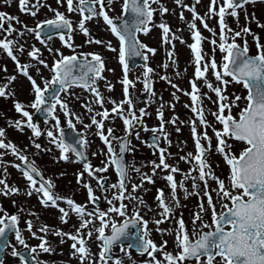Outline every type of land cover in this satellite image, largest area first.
<instances>
[{
    "label": "snow or ice",
    "instance_id": "1",
    "mask_svg": "<svg viewBox=\"0 0 264 264\" xmlns=\"http://www.w3.org/2000/svg\"><path fill=\"white\" fill-rule=\"evenodd\" d=\"M9 0H4L8 3ZM249 0H209L208 12L213 15H218L219 33L218 40L215 29L209 27L205 22V18L201 16L195 9L194 5L182 4V0H175L177 5L182 8H190L192 12V20L189 27L193 42L189 44V48L193 54V60L189 61L194 65L193 76L190 78L191 91L182 90L188 95L192 101L188 107L194 113V119L188 121L191 124V135L195 143V155L189 152L182 159L193 165L188 169L191 173L193 169L198 171L199 180L203 182L202 189L203 199L197 204V210L190 215V224H186L181 214L176 219L175 233L173 240V250H169L167 240H162L160 243L155 242L149 235V220L144 219L140 214V209L133 205L131 216L128 214V205L124 202L128 199L137 200L140 204H144L142 198L134 195L135 191L141 187L140 184L132 183L131 190H128V170L129 166L124 162L123 156L114 152L112 141L109 138L112 133V128L104 131V120L109 118V113H114L120 116L123 120L124 128L127 131L137 122L138 117L133 111V101L130 97L129 86L133 85V81L128 77L129 58L134 56H142L145 61L148 60V53H155L156 49L150 47L139 38V33L147 34L155 25L153 20L154 12L157 10L163 14L168 9L160 3V0H155L159 5L158 9L151 5L153 0H121L120 14L117 17L109 15V10L113 5V0H56L58 6H64L68 13H78L79 20L76 22V28L86 36L89 34L88 27L85 26L86 20L94 17L102 18L106 23L111 33L118 39V59L123 66V100L117 102L111 100L113 107H104L105 97L99 91L96 84L97 78L102 76L104 61L100 53L92 52H76V45L72 42L73 22L72 18L61 11L59 7L52 8L50 11L54 14L47 18L38 20L34 27H29L26 23L19 20V17L12 15L6 11L0 10V31L5 35L0 38V50H2L12 61L15 62V67L19 73L27 78L30 83V90L33 95L29 104L19 99H13L12 103L15 111L20 115L15 120L9 119L8 123L16 129L23 130L22 126L26 125L32 131L33 136L41 135V129L37 122H34L33 113L27 109L31 107L34 110L45 113L43 119L47 124L49 118L54 121L52 128L46 129V135L50 138V142L59 149V156L56 159L68 160L66 153L71 150L75 154L77 160L83 164L84 172L89 176L97 179L98 187L101 190L115 189L110 196L104 197L108 202L106 209L100 208L96 201V196L90 183L83 181L84 172L77 171L75 176L78 183H82L87 190V199L83 203H77L71 196H61L53 192L54 180L51 177L45 178L35 164V161L29 160L27 154L20 149L15 143L6 138L4 127H0V148L10 151L19 161L23 162V167L20 163L11 162L17 169L21 170L22 176L26 179L28 185V195L35 191L40 198V202L44 206L49 204L57 207L61 213L59 219L61 222H67L69 212L74 213L79 220V226L75 227L74 232H64L60 228H54L51 231L54 235L61 238L68 237L71 239L72 256H78V264H107L113 247L120 244L121 250L127 255V249L121 243L126 237H134L135 239L128 247H134L137 252L145 253L149 259L144 260L141 264H264V43H261L259 33L253 32L252 29L245 24L240 30L234 31L224 20L228 10L233 17L238 18V9L243 7ZM20 11L31 16H36L41 4L44 0H17ZM180 18L184 19L183 11L180 12ZM246 20L249 19L245 13ZM199 19L204 28L212 33L213 38L210 43L214 46L212 56L205 59L201 41L205 39L197 29L195 20ZM251 19H255L252 16ZM13 21L23 24V27L16 28ZM5 22L7 26L5 27ZM259 27H264V24L257 22ZM43 26V27H42ZM158 27L162 30L161 42L171 43L175 39L169 24L161 18ZM16 32L17 37H22L28 32L34 33L35 37L41 40L42 43H47L51 36H58L61 42L72 51L69 54H64L59 48H48L49 52H54L57 55L53 56L51 64L47 60L41 58V50L35 45H32L26 55L35 60L36 64H32L31 60L22 63L17 56V51H24V44H19L17 39L11 37V33ZM42 33L46 35H42ZM251 34L252 40L255 43L256 51L250 53L247 36ZM237 37H243L241 42H237ZM183 42V38L180 37ZM96 43L105 44V46L113 51L116 48L111 41L96 40ZM90 42V41H86ZM19 47L17 48V45ZM219 48L221 52L220 60L215 58V50ZM169 57L174 60L173 48L167 49ZM90 57V59H89ZM47 68L50 75L45 77L41 74V67ZM6 69V66H4ZM35 69L33 75L29 68ZM144 67V88L149 89V74L153 69L145 63ZM164 67H168L165 63ZM111 70V69H109ZM208 73L215 78L216 83L213 84L209 79ZM36 76H39L40 82H37ZM167 79V77H162ZM16 79L15 75L8 76L3 82H0V96L8 98L15 97V92L9 87V84ZM139 79V77H137ZM203 80L204 86L215 93L217 99L212 101L215 104L216 110L212 113L215 122H219L221 127L217 128L209 125L204 114L203 98L208 97L207 92H202L196 81ZM171 83V81H169ZM236 83L244 90V94L234 93L231 96L226 92L228 85ZM41 84L43 86H41ZM81 86L94 94L93 103L100 105L99 112L94 111L91 104H85L89 113H91L90 121L95 125L96 134L100 137L103 143L107 146V161L103 167L93 168L90 162L85 158L84 148L87 145V140L84 135H79L78 144H71L65 139V132L60 125V116L57 115V108L62 111L67 126L74 128L72 117L76 121L83 123L80 115L72 111L66 100V96L74 95L71 88ZM174 87H178L173 85ZM106 88L112 89L111 83H106ZM64 93V96L61 95ZM211 99L210 97H208ZM243 101V106H241ZM128 107H123L124 103ZM236 106L239 110L235 114L232 109ZM127 111L128 115H125ZM141 115L145 114V108L139 109ZM97 116L100 118L97 119ZM158 117H162L160 111L157 112ZM27 118V119H24ZM204 126L203 130L198 131V123ZM142 123V121H140ZM172 123H176L173 119ZM184 123V121H181ZM89 125L85 124L87 128ZM212 127V132L215 136V150L219 153L225 163L228 165L227 183L225 179L214 174L211 164L208 163V149L213 147L212 137L208 135L207 127ZM160 128H163L161 123ZM59 132L57 136L54 134ZM84 129H80L83 133ZM152 131H157L156 127ZM179 131V128H177ZM165 137L167 136L164 133ZM120 144L121 153L126 148L127 141L116 138ZM207 141V148L201 141ZM232 141L239 142L242 146L237 150L234 149ZM156 142L154 138L153 143ZM34 147L41 148L39 143L32 141ZM27 145H25V148ZM131 151V148L127 149ZM5 155L0 152V157ZM96 155V153H92ZM5 163H10L5 161ZM153 164L156 162L153 161ZM109 165L115 166L117 181L111 185H104L101 181L104 177H96L97 171H105ZM162 166L169 171L166 174V180L170 188L171 200L174 204L171 206L166 202L163 189H157L156 199L162 212L159 213L160 219H153L152 223L159 225L161 220L168 219L169 214L173 209L180 205L177 195V188L184 189V195H189L185 188V177H181L179 185L174 178L173 173L179 172L180 169L176 165H170L165 161L164 149H160L159 164L156 167ZM138 171V169H136ZM6 172V169L4 170ZM153 172L156 171L154 167ZM62 175V173H61ZM39 177V179H37ZM208 178H211L216 183L214 189L216 193L215 200L210 194L208 188ZM152 181L149 175H143L142 181ZM193 177L192 189L196 190L199 185ZM0 193L8 195L9 193H17L20 189L15 185H9L7 181L0 176ZM200 195V192H196ZM57 201H65L68 208L61 207ZM91 204L89 209L86 205ZM219 204V210H217ZM150 210V209H149ZM0 252L10 248L12 257H17L19 264H47L37 258L35 253L37 250L51 252L52 248L46 243V235L38 237L39 244L28 245L22 230L18 227L19 214H9L6 210L0 209ZM207 214L208 219H205ZM114 217H120L118 220ZM139 222V223H138ZM130 226H135L136 231H132ZM26 228L31 236L36 237L37 231L33 230L31 220L26 221ZM49 226L44 224L39 231L47 233ZM158 231H165L158 229ZM167 231H172L168 229ZM14 233L15 240L26 249L21 251L11 244L8 239V234ZM94 239L99 242L97 253H93L90 248L93 234ZM63 242V239H61ZM159 253V257H157ZM0 264H4V260L0 258ZM111 264H124L123 260L116 256L112 258ZM133 264L135 262L133 261Z\"/></svg>",
    "mask_w": 264,
    "mask_h": 264
},
{
    "label": "rangeland",
    "instance_id": "2",
    "mask_svg": "<svg viewBox=\"0 0 264 264\" xmlns=\"http://www.w3.org/2000/svg\"><path fill=\"white\" fill-rule=\"evenodd\" d=\"M219 2L222 3L223 0H219ZM31 3L34 4L35 0H31ZM120 3L121 0H113V5L109 10L110 16H119L121 11ZM160 3H162L168 9V11L163 14H161L158 10L154 12L153 20L155 21V25L149 30L147 34H138L141 41L156 49L155 53H148V60L145 62L153 69L148 77L149 82L151 83L150 90L144 88L145 78L143 76V65L145 63L134 68L129 67L128 70V77L133 81V85L129 86L130 97L133 101V111L138 117L136 125L133 128L130 144L131 151L128 155V190H131L132 183L140 184L141 187L135 191L134 195L142 198L144 204H140L137 200L133 199H128L124 202L129 204V209H127L129 216H131L133 205H135L140 209V214L144 217V219L149 220L150 224L148 225V228L151 239L157 243H160L162 240H167L168 243H171L173 242L172 238L174 237L176 222L170 228L164 227L165 225L161 224V222L159 225H154L152 223L153 219H160L159 213L162 212V209L159 207V203L156 199L157 189H163L166 202H168L170 206L174 204V201H172L170 195H168L170 193V188L168 186V181L166 180V174L169 170L164 169L162 166L156 167V165L159 164L160 149H164L165 161L170 165H176L180 169L179 172L173 173L175 175L176 181L179 182L181 177H187L189 180L187 186V188H189V195L185 197L184 189L178 187L177 195L179 197L180 205L173 209L180 213H178V216L181 214L183 215V219L185 220L186 224H188L189 228H191L190 215L197 210V204L201 201V199L204 198L202 192L204 184L199 180L198 171L193 169L191 173L188 172V169L192 168L193 165L182 159V157L186 156L189 152L195 155V143L191 135V124L188 123V121L195 118L191 108L188 107L192 101L190 97L186 95L184 91H182H191L190 78L193 76L194 72V65L189 63V61L193 60V54L188 46L193 42L188 23L190 20H192V12L190 8H182L181 5H177L175 0H160ZM182 4H188L190 6L194 5L196 11L205 18V22L209 25V27L215 29L217 34L215 38L218 40V33L220 30L218 23L219 17L218 15H213L208 12L209 0H182ZM45 5H50L52 8L59 7L61 11H64L66 15L72 18V42L77 46L75 48L76 52L87 53L95 51L101 54L104 61V68L102 70V76L97 78L96 84L99 88V91L105 97L104 107H113L111 100L108 99L109 97H111L112 100H116L117 102L122 101L123 66L120 64L118 59L119 41L111 33L110 29L102 18L94 17L90 20H86L85 26L89 29V34L86 36L75 26L76 22L79 20V14L75 12L68 13L64 6L57 5L56 0H44V3L41 4L36 16H31L20 11L17 0H9L8 3H4V0H0V10L18 16L19 20L26 23L29 27H34L38 20L47 19L54 14L52 11H50L49 7ZM151 6L156 9L159 7V5L155 3V0H153ZM181 11L184 13L183 20L179 15ZM237 11L239 14L238 18L233 17L230 14V10H228V14H226L224 17L225 23L234 31L240 30L245 24H247L253 32L259 33L261 43H264V27H259L257 23L259 21L261 24H264V0H249L248 3L239 8ZM245 13H247L249 17L247 20L245 18ZM252 16H255V19H251ZM161 18L169 24L172 34H174L176 37L171 43L161 42L162 30L158 27ZM195 23L197 29L200 31L202 36L205 37V39L201 41V46L203 52L206 54L205 59H208L213 54L212 49L214 46L210 43L213 35L208 31V29L204 28L199 19H196ZM13 24L16 28L23 27V24L17 23L16 21H13ZM6 26L7 22H5V27ZM4 35L5 34L0 31V38H3ZM11 37L17 39L19 44H24L25 46L23 52L17 51L16 53L22 63L31 60V58H29L26 53L32 45H35L41 50V58L47 60L49 64H51L53 56L57 55L54 52H49V47L53 49L59 48L64 54H69L72 51V49H69L61 42L58 36H51L47 40L46 44L37 39L32 32H28L22 37H17L16 32H13L11 33ZM92 37H95L96 40L105 42L111 41L112 45L116 48V51L107 48L105 44L94 42ZM180 37L183 38V42L181 41ZM242 38L243 37H237V42H241ZM247 40L250 53H254L256 49L251 34L247 36ZM19 44L17 45V48L19 47ZM169 48H173L174 50V60L169 57L167 51ZM220 56L221 52L217 47L215 50V58L217 61L220 60ZM31 63L36 64V61L31 60ZM165 63H167L168 67H164ZM4 66H6V69ZM39 67H41V74H43L45 77L50 75L47 68H44L43 66ZM29 71L33 75H36L34 68L30 67ZM0 72L2 76L0 82H3L8 76L11 75H15L16 77V79L9 84V87L15 92V97L5 98L0 96V127L5 128L6 138L15 143L20 149H25L27 156L40 159L41 163L48 166V168H51L52 165H54L56 176H58L55 180V189L65 193L67 196H76L79 199L78 202L83 203L87 199V190L83 187L82 183L77 182L75 176L77 171L84 172L83 166L77 165V159L74 153L71 151L66 153V155L69 157L68 160L56 159V157L59 156V149L56 147V145L50 142V138L46 135L45 131L48 128H52L54 121L49 118V121L46 124L44 119H39L38 126L41 129V135L38 137L33 136L31 129L26 125L22 126L23 130L21 131L8 123L9 119L15 120L21 115L15 111L12 103L13 99H19L24 101L25 104H29L33 98V95L31 93L30 83L27 78L18 72L15 67V62L12 61L11 58L8 57L2 50H0ZM165 76L167 79L162 78ZM208 76L209 79L212 80L213 84H215V78L211 76L210 73H208ZM137 77H139V79H137ZM36 78L37 82L39 83V76H36ZM169 81H171V83H169ZM106 83H111L113 85L112 89L106 88ZM196 83L198 86H200L201 91L207 92L208 97L211 98H203L204 114L209 121V125L214 124V126L217 128L221 127L219 122H215L214 116L212 115L217 107L212 103V101L217 99L215 93L204 86L203 80L198 79ZM173 85L178 87H174ZM41 86L43 85L41 84ZM71 92L74 93V95H68L65 98L70 109L80 115L83 120V123H81L76 121L75 117H72L73 122L76 124L79 131L80 129H84L83 133H80L85 136V139L88 142L86 148L89 152V159L91 161L90 164L93 166V168H95L99 162V166L103 167L104 163L107 161V156L105 155L107 153V146L96 134L95 125L90 121L91 113H89L84 105L91 104L92 108L96 112H99L101 107L100 105L93 103L94 94L87 89H84L81 86H74L71 88ZM226 92L229 96L234 93H240L241 95L244 94V90L239 84L236 83L228 85ZM61 95L64 96V93H61ZM240 103L241 106H243V101ZM123 107L127 109L128 105L126 102L123 104ZM141 107L145 108L144 115H141L139 112ZM27 110L31 113L34 112V109L31 107H29ZM238 110L239 109L236 106H233L232 111L234 114L238 112ZM158 111L162 113V117L157 116ZM57 115L60 116V125L66 126V119L59 108H57ZM125 115H128L127 111H125ZM99 118L100 117L97 116V119ZM173 119L176 120L175 124L172 123ZM196 119L198 123V118ZM140 121H142V123H140ZM181 121H184V123H181ZM161 123H163L162 129L160 128ZM85 124H88L89 126L85 128ZM109 127L112 128V133L109 138L114 145V152L118 153L119 146L118 140L116 138H120L126 133L122 118L110 112L109 118H105L104 120L105 133H107V129ZM153 127H156V132H158L161 137L162 145L158 149L149 144L144 138V135H148L153 132ZM177 128H179V131H177ZM203 128L204 126H201L198 123V131L203 130ZM206 130L208 135L212 137L213 144V147L208 149V163L211 164L214 174L222 179H225L227 183V174L229 170L228 165L225 163L223 157L215 150V136L212 132V127L209 126ZM164 133L167 134L166 137ZM54 134L58 136L60 133L55 132L54 130ZM33 140L41 145L40 149L34 147L32 143ZM201 143L207 148V141L202 140ZM232 143L234 144V151L242 146L236 141H232ZM25 145H27L26 148ZM0 149L1 152L5 153L3 156L5 157V161L10 162L6 163L8 175L18 176L17 183L12 182L8 184L10 186L15 185L20 190H28L27 181L22 176L21 171H17L14 164L11 163L13 161L17 162L18 158L15 157L10 151L3 148ZM94 152L96 155H92ZM145 154L147 158L145 157ZM153 161L156 163L153 164ZM154 167L156 168L155 172L152 171ZM136 169H138V171ZM95 175L97 177H102L105 175L110 176L111 184H114L118 179L114 165H109L105 171L96 172ZM143 175L151 176L152 181H142ZM193 177L196 178L195 182L200 184L202 189H192L191 186L193 183ZM83 181L90 183L96 196L100 198L110 196L111 192L115 190L109 188L105 191H101L100 187H98L97 179L93 176H89L87 172H84ZM0 187H3V185H0ZM208 188L211 190L210 194L215 200L216 193L214 189L216 188V183L211 178H208ZM197 191L200 192V195L196 194ZM10 194L11 193H9V195ZM86 207L91 209L92 205L88 204ZM217 210H219V204H217ZM71 217L72 222H70V224L72 223V227L79 225L78 217L74 213H72ZM114 218L118 220L121 219L120 217ZM205 219H208L207 214H205ZM158 229H164L165 231H158ZM168 229H172V231H167ZM93 236H95V233ZM91 239L93 240L94 237ZM92 249H94V246ZM168 249L172 250V247H168ZM67 250H70L68 246ZM114 250L120 255V258L123 260L124 264H133V261L135 264H141V262L144 261L142 256H138L139 258H136L131 257L134 255H126L119 246L114 247ZM58 264L66 263L63 262Z\"/></svg>",
    "mask_w": 264,
    "mask_h": 264
},
{
    "label": "flooded vegetation",
    "instance_id": "3",
    "mask_svg": "<svg viewBox=\"0 0 264 264\" xmlns=\"http://www.w3.org/2000/svg\"><path fill=\"white\" fill-rule=\"evenodd\" d=\"M3 157H0V163L2 165L3 163ZM35 161V164L38 168H40L43 176L45 178L51 177L54 179V176L51 174L52 168H48V166L43 165L42 167ZM4 164V163H3ZM3 166V165H2ZM5 168L3 167V174L2 177L6 180L7 179V169L6 172L4 171ZM17 178V176H15ZM39 179V178H37ZM185 184V181H184ZM55 186H53V192L56 194H59L61 196H67L65 193L61 191H57L54 189ZM28 190H20L17 193H11V196H4L0 200V209L6 210L9 214L11 213H18L19 214V221H18V227L22 230L23 235L25 237V240L28 245H37L39 244L38 237L40 235H46V243L49 244V246L52 248L51 252H45L41 250H37L35 255H37V258L47 262V264H58L67 262L69 264H74V262L78 261V256H72L71 252L73 249L71 248L72 241L68 237L61 238L58 235H54L51 231L54 228H60L64 232H71L70 227L73 228L72 232L75 231V227H72V212H69V216L67 219V222H61L59 217L61 215L59 209L57 207H54L52 205L44 206L40 202L39 195L33 191L31 195L27 194ZM72 199H74L77 203L78 198L76 196H73ZM58 204H60L61 207L68 208V205L65 201H57ZM102 208V207H100ZM104 209V208H102ZM106 209V208H105ZM0 214H2V211H0ZM75 217V216H74ZM31 220L33 224V230L37 231V236L33 237L31 236L30 232L26 228V221ZM47 224L49 226V231L45 234L39 231V229L44 225ZM94 237V236H93ZM9 241H11V244L15 245L17 249L21 251H26V249L22 248L21 245L15 240V234L10 233L8 236ZM61 239H63V242H61ZM90 248L93 253H97L99 251L98 244L99 242L95 239H91ZM67 246L70 250H67ZM94 246V249L92 247ZM112 254L114 258V247L112 249ZM145 256H147L145 254ZM2 259L4 260V264H19L17 257H12L10 254V248L4 249V253L2 256ZM107 264H111V260L107 261Z\"/></svg>",
    "mask_w": 264,
    "mask_h": 264
},
{
    "label": "water",
    "instance_id": "4",
    "mask_svg": "<svg viewBox=\"0 0 264 264\" xmlns=\"http://www.w3.org/2000/svg\"><path fill=\"white\" fill-rule=\"evenodd\" d=\"M42 35H46V34L42 33ZM129 59H131V66L132 67L136 66L137 64L143 63L145 61L142 56H134V57H130ZM44 115H45V113L40 112V111H36V114L33 115L34 122H36V119H37L38 116H43L44 117ZM63 130L65 132V139L69 143L76 144L77 147H79V144H78L79 134L74 130V128L69 127L68 129H63ZM154 138H156L155 144H158V138H157V136L155 134L151 135L149 137V140L153 142ZM122 139L126 140L127 141V144H126V148H125L124 152L123 153L120 152L119 155H122L123 156L124 162L127 164V162H126V153L128 151L127 149H128V143H129V135L125 136ZM86 157H87V155H86V152H85V158ZM107 181H108V178H105L103 180V184L106 185L107 184ZM130 228H134L135 231L137 230L135 226H130ZM134 239H135L134 237H126V238H124V240L121 241V243H129V244H131ZM130 249H135V248L134 247H131Z\"/></svg>",
    "mask_w": 264,
    "mask_h": 264
}]
</instances>
